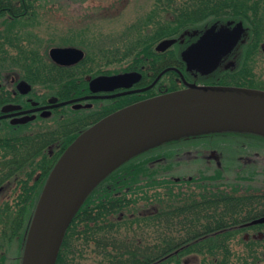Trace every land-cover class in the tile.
Returning <instances> with one entry per match:
<instances>
[{
    "label": "trees",
    "instance_id": "16d2710c",
    "mask_svg": "<svg viewBox=\"0 0 264 264\" xmlns=\"http://www.w3.org/2000/svg\"><path fill=\"white\" fill-rule=\"evenodd\" d=\"M174 1L177 0H168V5ZM213 1L229 7L233 20H242L250 28L252 46L247 48L240 73L231 83L264 89V75L261 79L250 68L255 45L264 40V0ZM151 19L149 15L148 21ZM177 21L181 20L168 18L166 25L157 24L150 31L140 28L134 40L122 50L112 52L109 46L104 47L107 53L103 52L101 59L112 56L111 59L120 61L116 70L148 65L154 45L160 39L176 35ZM74 30H71V44L88 33L86 28L76 36ZM83 46L86 72L96 74L99 50L93 40ZM50 67L47 55H41L35 48L36 74L46 76ZM38 84L48 91L52 83L41 80ZM221 132L247 135L249 138L243 139L250 145L247 149L259 150L258 155L247 161L233 158L219 164L212 162L189 176H176L180 162L165 155L171 153L170 146L180 142H159L137 152L109 172L84 199L65 232L55 264H181L190 258L197 259L196 264H264V237L245 239L243 236L245 232L264 228V224L251 223L252 219L264 216V165L261 164L264 142H253L251 137H264V134ZM211 133L174 139L199 138ZM52 143L0 142V264H7L12 256L14 264H21L30 220L50 168L70 144L54 145L58 151L52 160L49 155ZM161 147L167 148L166 154L156 152ZM20 155L24 163L18 162L22 160ZM35 159L40 177L19 175L35 167Z\"/></svg>",
    "mask_w": 264,
    "mask_h": 264
},
{
    "label": "flooded vegetation",
    "instance_id": "af4514ba",
    "mask_svg": "<svg viewBox=\"0 0 264 264\" xmlns=\"http://www.w3.org/2000/svg\"><path fill=\"white\" fill-rule=\"evenodd\" d=\"M42 1L0 0V142H53L49 144L52 160L58 151L54 145L72 142L79 133L105 115L131 103L164 93L168 89L186 87L189 83L239 85L231 83V80L240 73L242 61L247 57L246 50L252 46L248 36L249 26L242 20H233L229 7L215 4L213 0H177L170 5L168 0H160L161 10L156 11L163 18L160 25H166L168 18L181 21H177L176 35L171 36L175 42L163 51L156 50L155 44L148 65L138 69L114 70L104 66L120 61L97 59L95 63L99 70L96 74H90L86 72L87 62L83 63L84 59L71 64H60L51 59L49 49L53 46H74L82 49L84 54L86 51L68 41L66 44L55 42V36L46 34L53 39L50 42H54L47 51V61L51 67L48 70L50 74L40 77L35 72V47L39 45L40 39L37 28ZM72 2L64 0L69 19L64 32L67 35L65 41L71 38ZM253 53L264 55V41L255 45ZM166 68L169 69L163 71ZM127 71H137L140 79L129 87L106 86L107 89L103 87L97 91L90 89L89 81L94 77ZM41 80L52 84L50 90L40 94L35 83ZM51 98L56 100L50 102ZM64 101L66 103L58 104ZM211 134L161 142H180L170 146L173 148L182 142H202ZM245 142L248 141H236L233 146L219 143L218 153L217 149L208 151V162H213V159L218 161L220 156L223 160H252L259 150H248L250 145ZM32 145L35 150V145ZM18 162L24 163L23 158ZM40 174L36 159L35 167L31 166V169L19 173L35 179ZM253 231L248 232L252 235Z\"/></svg>",
    "mask_w": 264,
    "mask_h": 264
},
{
    "label": "water",
    "instance_id": "95a60500",
    "mask_svg": "<svg viewBox=\"0 0 264 264\" xmlns=\"http://www.w3.org/2000/svg\"><path fill=\"white\" fill-rule=\"evenodd\" d=\"M174 42V38H164L155 48L163 51ZM49 55L57 63L71 64L81 60L84 51L54 46ZM139 79L140 73L128 71L94 77L89 86L92 91L129 87ZM223 130L264 134V90L189 83L105 115L79 133L51 168L30 220L21 264H55L65 232L84 199L130 156L164 140ZM252 223H264V216ZM263 236L260 232L253 235Z\"/></svg>",
    "mask_w": 264,
    "mask_h": 264
},
{
    "label": "rangeland",
    "instance_id": "374dc122",
    "mask_svg": "<svg viewBox=\"0 0 264 264\" xmlns=\"http://www.w3.org/2000/svg\"><path fill=\"white\" fill-rule=\"evenodd\" d=\"M41 6L42 11L38 13L39 25L37 32L40 38L39 43L42 41V44L35 48L39 49L40 54L44 56L45 54L47 55L51 39L45 35L51 34L55 36V42L58 43L64 41L67 35L62 36L61 34L65 32L69 19L67 18L64 0H51L50 2L43 0ZM161 6L162 3L160 0H73L71 7L72 29H76L74 30L76 31V36L79 35V32L86 30V28L88 29V33L86 31L88 35L85 34L82 39H76V44L86 50L83 43L89 44V40H93V45L99 50V59H101L103 52L107 53L104 47L109 46L110 48H108L109 50L112 49V52L122 50L129 41L132 42L134 40L140 28L144 27L147 31H150L157 24L163 23V18L161 19L156 14V11L161 10ZM149 15H152L150 22L148 21ZM89 36L92 37L88 38ZM51 40L53 41V39ZM67 41L71 42V40ZM108 56H110L109 53ZM111 57H108V59L106 57L105 59L116 60L111 59ZM250 61V68L258 72V76L262 79L264 75V55H254ZM109 67H111L110 69L113 68L116 70L118 66L116 64H110ZM106 68H108L107 65ZM257 81L259 80L256 79L254 82L258 85ZM36 84V89L40 94L47 89L38 83ZM245 137L248 136L232 133H212L209 137H205L202 142H182L183 144L178 145V147L174 146L170 148L171 153L165 156L169 158L170 155V158L180 162V165L177 167L178 169L175 170L176 176H189L194 170L204 167L206 164H213L212 162H208L209 157L207 155L210 149H217L218 153L219 143L222 142L233 146L236 141L243 140ZM251 138L253 142H264V137L262 136H252ZM166 149L165 147H161L156 152L166 154ZM220 157L218 161L213 159L214 164L226 161ZM261 164L264 165V157ZM263 224H259L258 226ZM259 232L264 235V228L262 226L254 230L253 234L257 235ZM263 237L256 239H263ZM196 263L197 259L190 258L185 259L181 264ZM7 264H14L13 256L10 257Z\"/></svg>",
    "mask_w": 264,
    "mask_h": 264
}]
</instances>
